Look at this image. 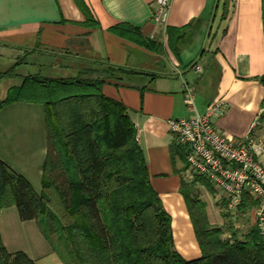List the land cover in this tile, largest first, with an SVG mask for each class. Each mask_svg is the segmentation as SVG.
<instances>
[{
	"label": "crops",
	"instance_id": "crops-1",
	"mask_svg": "<svg viewBox=\"0 0 264 264\" xmlns=\"http://www.w3.org/2000/svg\"><path fill=\"white\" fill-rule=\"evenodd\" d=\"M82 1L93 25L75 0H3L0 65L24 58L16 75L3 77L10 82L0 100L30 74L22 70L29 64L50 77L77 76L86 69L102 78L103 93L125 106L136 127L151 185L171 216L174 248L184 259L200 258L180 191L182 182L200 177L176 153L168 121L201 115L223 98L226 107L215 125L226 135L264 146V82L258 79L264 75V0H170L164 26L152 20L156 0ZM194 63L200 72L192 70ZM179 70L195 87V112L183 101ZM46 148L41 103L18 100L0 108V159L9 168L40 180ZM257 158L264 163V152ZM196 182L210 223L224 229L223 238L242 239L255 225L253 209L234 217L221 190ZM25 222L14 205L0 209V234L8 250L19 249L13 246L24 239ZM33 230L38 246H47L41 228ZM53 253L65 264L52 248ZM29 256L40 264V255Z\"/></svg>",
	"mask_w": 264,
	"mask_h": 264
},
{
	"label": "trees",
	"instance_id": "trees-1",
	"mask_svg": "<svg viewBox=\"0 0 264 264\" xmlns=\"http://www.w3.org/2000/svg\"><path fill=\"white\" fill-rule=\"evenodd\" d=\"M93 25L82 0H75ZM91 71V70H89ZM84 69L77 76L30 73L10 88L0 108L18 100L41 103L46 127L42 189L0 159V209L14 205L20 220H36L65 264H264V236L257 224L242 239L223 238L210 223L196 181L180 191L201 257L184 259L174 248L171 216L150 182L137 130L120 101L106 96L104 80ZM15 75L13 69L0 78ZM264 82V75L260 78ZM175 151L185 156L178 144ZM256 201L248 194L240 209ZM0 264H38L10 251L0 234Z\"/></svg>",
	"mask_w": 264,
	"mask_h": 264
},
{
	"label": "built area",
	"instance_id": "built-area-1",
	"mask_svg": "<svg viewBox=\"0 0 264 264\" xmlns=\"http://www.w3.org/2000/svg\"><path fill=\"white\" fill-rule=\"evenodd\" d=\"M169 11L170 0H156L153 22L166 25ZM191 68L197 73L202 70L198 63ZM178 72L183 101L191 112H195V87L180 70ZM225 107L226 101L217 98L201 115L170 119L169 130L177 144L185 148L189 171L222 191L227 212L234 217L244 216L240 206L246 194L256 201L252 211L255 224L264 236V163L257 158L264 152V146L251 140L245 143L222 133L213 120L224 113Z\"/></svg>",
	"mask_w": 264,
	"mask_h": 264
},
{
	"label": "rangeland",
	"instance_id": "rangeland-1",
	"mask_svg": "<svg viewBox=\"0 0 264 264\" xmlns=\"http://www.w3.org/2000/svg\"><path fill=\"white\" fill-rule=\"evenodd\" d=\"M23 58H24L23 55H19L16 58V60H18L17 62H15V59L13 61L7 60V61L3 62L2 65H0V67H2V68H0V72L4 73L6 71L13 69V72L16 75L17 71L19 70L18 67L22 63L21 61H23ZM29 63H31V62H29ZM5 65L9 68H5L4 67ZM22 70H25L26 73H36V71H37V70H35V67L33 65H30V64L28 66H25L24 69H22ZM4 78H8V77H4ZM4 78H0V95L4 94V89L8 86V84L10 82L8 80L4 81ZM9 90H11V89H9ZM0 101H2V100H0ZM32 177L33 176H31L32 180H30L29 178L26 180H28L31 183L34 192L39 194V192H41V189H42V183L40 184V180L35 179L34 177L32 178ZM27 221L28 222L22 223L23 227H20V233L23 234L24 239L20 243L16 244L15 246H13V245H11V246L18 247L19 248L18 250H23L26 253H27V251H29V253H31V255H37V257L40 255V257H41V258H39L40 264H55V263L60 264L58 261L60 259L56 258V255L54 253L51 254V249L53 248V246L51 244H53L52 242L56 238V236H54V238L51 237L50 239H47L45 237L46 240L48 241V243H46L47 246H45V247L38 246V239H37L36 233H34L33 229L37 228V226H39V228H41V226H40L38 221H36V223H30L29 220H27ZM31 224H33L34 228L33 227L31 228ZM41 230H42V228H41ZM29 253H27V254L29 255ZM47 253H49V254H47ZM58 256L60 257L61 255L58 254Z\"/></svg>",
	"mask_w": 264,
	"mask_h": 264
},
{
	"label": "snow or ice",
	"instance_id": "snow-or-ice-1",
	"mask_svg": "<svg viewBox=\"0 0 264 264\" xmlns=\"http://www.w3.org/2000/svg\"><path fill=\"white\" fill-rule=\"evenodd\" d=\"M3 3V0H0V4H2Z\"/></svg>",
	"mask_w": 264,
	"mask_h": 264
}]
</instances>
